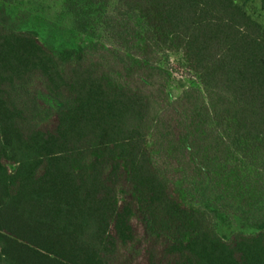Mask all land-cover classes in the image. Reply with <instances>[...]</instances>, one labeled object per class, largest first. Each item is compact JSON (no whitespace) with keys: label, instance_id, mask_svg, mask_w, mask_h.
<instances>
[{"label":"trees","instance_id":"trees-1","mask_svg":"<svg viewBox=\"0 0 264 264\" xmlns=\"http://www.w3.org/2000/svg\"><path fill=\"white\" fill-rule=\"evenodd\" d=\"M60 1L0 0V264H118L136 219L148 264H264V26L237 0Z\"/></svg>","mask_w":264,"mask_h":264},{"label":"rangeland","instance_id":"rangeland-1","mask_svg":"<svg viewBox=\"0 0 264 264\" xmlns=\"http://www.w3.org/2000/svg\"><path fill=\"white\" fill-rule=\"evenodd\" d=\"M16 3L11 4L21 10L32 13H40L49 19H55L62 10L60 0H16ZM238 3L244 5L246 10L264 26V1L263 0H237ZM179 43L174 41L172 50L168 51L167 56L169 61L167 66L172 70L174 80L171 83V89L175 95L186 88L192 80H195L194 73L188 67L185 58L178 49ZM38 90H42L41 86L37 85ZM140 237L139 242L124 251L122 258L118 264H148L145 255V235L143 228L140 225L139 219L135 220Z\"/></svg>","mask_w":264,"mask_h":264}]
</instances>
